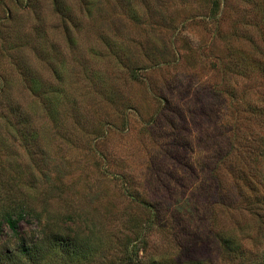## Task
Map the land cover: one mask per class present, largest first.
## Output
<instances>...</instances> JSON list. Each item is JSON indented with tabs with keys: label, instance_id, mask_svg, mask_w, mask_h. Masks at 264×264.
Masks as SVG:
<instances>
[{
	"label": "rangeland",
	"instance_id": "374dc122",
	"mask_svg": "<svg viewBox=\"0 0 264 264\" xmlns=\"http://www.w3.org/2000/svg\"><path fill=\"white\" fill-rule=\"evenodd\" d=\"M57 239L264 264V0H0V250Z\"/></svg>",
	"mask_w": 264,
	"mask_h": 264
},
{
	"label": "trees",
	"instance_id": "16d2710c",
	"mask_svg": "<svg viewBox=\"0 0 264 264\" xmlns=\"http://www.w3.org/2000/svg\"><path fill=\"white\" fill-rule=\"evenodd\" d=\"M4 221L16 234V220L7 215ZM58 240L49 243L44 249L38 247L36 243L28 244L22 241L15 249L0 250V264H52V258L58 260L59 263L70 264L73 260L76 262L75 259L81 258L79 249L74 243ZM45 251L48 252L46 255L48 257L44 256Z\"/></svg>",
	"mask_w": 264,
	"mask_h": 264
}]
</instances>
